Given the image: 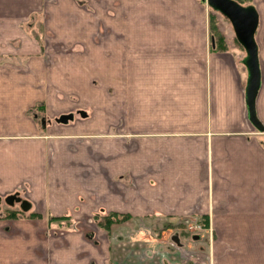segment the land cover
Returning a JSON list of instances; mask_svg holds the SVG:
<instances>
[{"label":"crops","instance_id":"crops-1","mask_svg":"<svg viewBox=\"0 0 264 264\" xmlns=\"http://www.w3.org/2000/svg\"><path fill=\"white\" fill-rule=\"evenodd\" d=\"M252 3L264 125V0ZM205 7L0 0V196L38 213L0 216V264H196L148 234L190 217L212 231L194 239L208 236V264H264V132L248 118L245 53L228 31L212 45ZM109 213L130 217L94 221ZM65 215L75 229L50 221Z\"/></svg>","mask_w":264,"mask_h":264},{"label":"water","instance_id":"water-1","mask_svg":"<svg viewBox=\"0 0 264 264\" xmlns=\"http://www.w3.org/2000/svg\"><path fill=\"white\" fill-rule=\"evenodd\" d=\"M211 8L221 12L226 16L233 27L235 36L240 44L244 47L246 55L243 63L247 69L246 84V105L248 118L252 124L259 130L264 132V125L257 115L256 100L262 83V72L259 59V45L256 39V31L259 26V11L255 5H243L236 0H202ZM212 44L215 45V39L212 36ZM86 112L82 111L81 115L86 116ZM74 119V113H63L56 118L57 122L67 123ZM44 122V119H43ZM5 202L9 205L20 203V207L24 211H28L32 207V203L28 199L22 198L18 193H12L6 196ZM200 236L195 235L194 239Z\"/></svg>","mask_w":264,"mask_h":264},{"label":"rangeland","instance_id":"rangeland-1","mask_svg":"<svg viewBox=\"0 0 264 264\" xmlns=\"http://www.w3.org/2000/svg\"><path fill=\"white\" fill-rule=\"evenodd\" d=\"M205 10L207 11V14H208L209 17H210V15H213L215 17L216 23H217L219 29L221 27V32H227L228 31L227 33L231 37L230 42L234 41L235 46L238 47L239 49L243 50L244 53L246 54L245 49L243 48V46L239 42H237L238 40L235 39L234 30H233V27H232L230 21L227 18H225V16L222 13H220L217 10L212 9L209 5L207 7H205ZM209 30H210V27H209ZM263 32H264V24H262V28L260 29V31L258 33H263ZM260 42H261V46L263 48L264 47V36L262 37ZM224 46H225V44H224ZM97 94L103 95L100 90H97ZM82 96H83L82 97L83 99H82V101L79 99V103H81L82 105H85V107H88L89 105L87 103H92V102H86L84 100L87 99L89 96H92V94L88 92V94H83ZM90 108H92L91 105H90ZM74 112H75V116H80V114L78 113V110H76ZM42 113H43V111L42 112L40 111L38 113V117H43ZM90 126H91V124H88L87 126H85V128L87 129V127H90ZM0 201H1L0 202V210L9 212L12 207L11 206L7 207L8 205L4 202L3 198ZM13 206L15 208H20L19 204H17V203L14 204ZM31 211L32 210L23 211L24 213H26V214H23V215H25L26 217H29V218H36V217L29 216ZM0 216H3V215L0 213ZM95 219L98 221L99 217H96ZM95 219H94V221H96ZM64 222L67 225H71L72 224V226L70 228H74V227L77 226V222H76L75 219H73V222H72L71 219L70 220H64ZM160 222H165V221H160ZM171 223L172 222H168L165 225L161 224L158 228H156L154 230V232L150 231L148 234L151 235L152 237H155L156 239L161 238L163 240L166 237V242H164V243L167 244V245H170L173 248H175V250H176V252L178 254L177 256L186 255V261L187 262L189 261V262H193V263H196V264H199L200 262H202V264H208L209 261H210L209 257H208V255H209V253H208V249H209L208 236L210 235V233H209V231H205L204 230V228L206 226L203 224V223H205L203 221V218L202 217H190L189 219L184 221V223H185L184 226L181 225V224L178 225V226L173 225L172 229L166 231L167 229L165 228V226L168 225V224H171ZM50 225L54 226V223H50ZM190 225H200L201 226L200 229L204 231L203 234L204 235H208V236L204 237L200 241H195L192 238V235H191V234H194V233L192 232V230L190 228ZM189 230H191V233L189 232ZM165 231L167 232V235H166V233H164ZM118 233L119 232H117V234ZM175 234H178L180 236V238L182 240V243H183L182 247H177L176 245H173V244L170 243V241L172 240L173 235H175ZM142 244L144 245V243H142ZM191 244H192V246H191ZM150 245H151L150 247L143 248L142 252L137 253V256L138 257L144 256L145 255L144 250H148V248H152V244L151 243H150ZM131 247H133V246H131ZM155 247H157V245ZM155 247H154V249H155ZM161 248H163V247L161 246ZM123 250H125V249H123ZM116 252H119V251H116ZM120 256L123 257L122 253H120ZM122 259H124V258H122ZM128 259L130 261H138V262H140L139 259H133V258H129V257H128ZM146 259H148V258L146 257ZM153 259L154 260L158 259L156 254H153L152 257H150L148 260H146V264L151 263L153 261Z\"/></svg>","mask_w":264,"mask_h":264},{"label":"trees","instance_id":"trees-1","mask_svg":"<svg viewBox=\"0 0 264 264\" xmlns=\"http://www.w3.org/2000/svg\"><path fill=\"white\" fill-rule=\"evenodd\" d=\"M236 1H238L239 3L243 5H247L251 3V0H236ZM209 27H210V36H214L215 38L216 48L223 49L225 47L224 46V35L221 33V30L219 29L216 23V19L213 15H210L209 17ZM23 214H26V213L21 211L19 208L12 207L9 212L3 211L2 215L4 217H15L17 215H23ZM29 216L37 217L38 213L31 211ZM96 217H99L98 221L95 219ZM129 217L130 215H127V214L118 215V213H109V214H96L94 216V219L96 220L98 224L105 227L106 229H109L112 223L124 221L128 219ZM53 220L62 222L64 220H70V217L68 215L60 216V217L52 216L50 218V221L52 222ZM204 224H206V222Z\"/></svg>","mask_w":264,"mask_h":264},{"label":"built area","instance_id":"built-area-1","mask_svg":"<svg viewBox=\"0 0 264 264\" xmlns=\"http://www.w3.org/2000/svg\"><path fill=\"white\" fill-rule=\"evenodd\" d=\"M191 230H199L201 228L200 225H193V226H190Z\"/></svg>","mask_w":264,"mask_h":264},{"label":"bare ground","instance_id":"bare-ground-1","mask_svg":"<svg viewBox=\"0 0 264 264\" xmlns=\"http://www.w3.org/2000/svg\"><path fill=\"white\" fill-rule=\"evenodd\" d=\"M25 199H27V198H25ZM30 201V200H29Z\"/></svg>","mask_w":264,"mask_h":264},{"label":"flooded vegetation","instance_id":"flooded-vegetation-1","mask_svg":"<svg viewBox=\"0 0 264 264\" xmlns=\"http://www.w3.org/2000/svg\"><path fill=\"white\" fill-rule=\"evenodd\" d=\"M0 200H1V198H0ZM1 202V201H0Z\"/></svg>","mask_w":264,"mask_h":264}]
</instances>
